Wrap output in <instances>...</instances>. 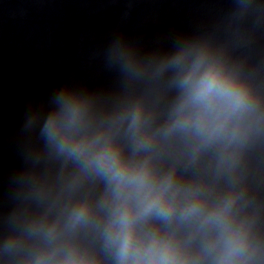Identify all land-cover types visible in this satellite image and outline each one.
<instances>
[{
  "label": "clouds",
  "instance_id": "obj_1",
  "mask_svg": "<svg viewBox=\"0 0 264 264\" xmlns=\"http://www.w3.org/2000/svg\"><path fill=\"white\" fill-rule=\"evenodd\" d=\"M198 68L199 63L185 77L186 96L169 131L195 126L201 132L206 131L211 137L224 132L233 117L239 116L232 130L235 137L243 128V113L251 108L247 90L224 77L215 66H210L202 75L197 76ZM57 102L61 105V113L49 116L45 125L49 139L70 156L77 159L85 157V167L91 166L97 172L110 173L109 178L115 182L117 193L123 196L116 209V223L119 225L116 236L120 241V256L124 264H176V250L170 241L161 242L153 237L147 247L138 246L134 243L132 229L138 218L154 215L163 220H170L176 214L175 194L171 197L167 195L171 186L170 179L165 185L157 188L146 165L130 169L121 162L118 151L111 145L94 151L93 145L99 138L90 142L85 136L79 135L83 105L63 94L57 98ZM138 120L139 112L133 123L136 124ZM145 144L143 138H138V147ZM130 200H135L138 204L135 212L129 207ZM200 211V205L193 202L183 208L182 215L188 217ZM84 213L83 206L74 211L73 221L79 222ZM213 216L221 220L222 214H210L207 219H212ZM254 255V249L248 250L247 234L240 229L230 230L225 225L221 264H243L252 260ZM64 264L82 262L68 259Z\"/></svg>",
  "mask_w": 264,
  "mask_h": 264
}]
</instances>
